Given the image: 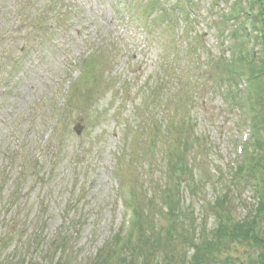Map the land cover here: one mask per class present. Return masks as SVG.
Instances as JSON below:
<instances>
[{
    "label": "rangeland",
    "instance_id": "obj_1",
    "mask_svg": "<svg viewBox=\"0 0 264 264\" xmlns=\"http://www.w3.org/2000/svg\"><path fill=\"white\" fill-rule=\"evenodd\" d=\"M148 1L0 0V264L59 257L66 264L91 262L126 230L121 176L137 179L160 206L165 152L186 134L184 126L195 129L189 155L198 181V194L183 189L184 206L193 210L188 216L211 229L214 215L206 204L222 191L230 217L250 216V180L235 172V153L251 134L249 118L227 107L207 72L210 56L229 55V39L222 46L213 27L196 26L198 44L213 54L200 51L188 63L170 56L162 24L129 19ZM212 1L201 0V17H212ZM232 1L216 0L215 10L226 11ZM183 27V20L175 24L179 32ZM233 28L228 22L225 35ZM185 42L196 44L189 35L180 46ZM188 65L202 83L190 107L188 90L179 88ZM239 88L244 93L245 83ZM164 222L157 216V224ZM252 254L246 243H231L220 256L246 264Z\"/></svg>",
    "mask_w": 264,
    "mask_h": 264
},
{
    "label": "trees",
    "instance_id": "obj_2",
    "mask_svg": "<svg viewBox=\"0 0 264 264\" xmlns=\"http://www.w3.org/2000/svg\"><path fill=\"white\" fill-rule=\"evenodd\" d=\"M162 1L164 2L148 1L143 7L148 20L143 15L142 17L146 22L152 21L155 25L162 24L166 28L169 37L165 51L171 52L170 56H180L188 63L197 59L200 51L204 57L213 54L198 44L202 33L198 32L196 26L213 27L222 46L229 39L225 45L230 51L229 55L226 57L223 51L215 57L210 56L207 62L213 64L207 72L208 77L213 79L211 87L215 86L222 91L227 107H236L238 112L249 118L251 134L243 160L235 165V172L250 180L254 203L250 216L244 215L234 220L229 215L228 194L222 191L212 202L206 204L214 215L211 229L198 223L191 214L188 216L193 210L188 211L187 205L184 206L183 189L187 191L190 187L189 192L198 194V181L195 177V165L189 155L196 141L192 139L195 129L190 127L185 130L184 126L186 134H180L173 142L174 147L165 152L166 180L164 189L159 191L160 206L153 203L152 195L147 197L143 193L144 185L138 184L137 179L132 181L129 177L121 176L118 185L121 191H127L128 196L123 199L124 208L128 211L126 230L114 234L88 264H244L241 259H236L235 263L229 255L220 256L222 250L231 243H246L253 252L246 264H264V0H234L226 11L215 10L217 3L213 0L210 7H207L212 15L210 18L205 17L206 14L202 17L200 15L201 0ZM180 19L184 22L181 32L175 29V24ZM228 22H234V28L225 35ZM184 35L195 40V46L188 45L187 42L183 47L180 46V38ZM172 64L169 63L165 70L169 72ZM87 66L92 67V64ZM193 72L194 69L191 70V65H188L187 71H184L186 81L182 80L179 87L181 92L188 90L185 99L188 98L186 100L189 107L192 104L189 103L190 97L195 96L202 85L199 82L200 76ZM193 77L198 82L193 84ZM242 82L245 83L244 93L239 88ZM157 138L158 135H153L150 139L151 152L156 149ZM172 180L176 185L169 194L165 186L171 185ZM141 200L145 203H140ZM157 216L164 218L162 225L156 223ZM182 217L192 219L193 224H185ZM259 217L262 218L261 224L257 222ZM62 244L63 241L60 246ZM189 250L190 254H187ZM66 262L59 257L47 264Z\"/></svg>",
    "mask_w": 264,
    "mask_h": 264
},
{
    "label": "water",
    "instance_id": "obj_3",
    "mask_svg": "<svg viewBox=\"0 0 264 264\" xmlns=\"http://www.w3.org/2000/svg\"><path fill=\"white\" fill-rule=\"evenodd\" d=\"M79 128H80V125H78V126L75 128L76 133H79Z\"/></svg>",
    "mask_w": 264,
    "mask_h": 264
}]
</instances>
